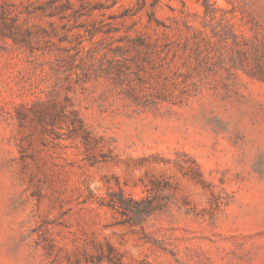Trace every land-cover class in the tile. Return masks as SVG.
Returning <instances> with one entry per match:
<instances>
[{"label":"rangeland","instance_id":"obj_1","mask_svg":"<svg viewBox=\"0 0 264 264\" xmlns=\"http://www.w3.org/2000/svg\"><path fill=\"white\" fill-rule=\"evenodd\" d=\"M0 264H264V0H0Z\"/></svg>","mask_w":264,"mask_h":264}]
</instances>
